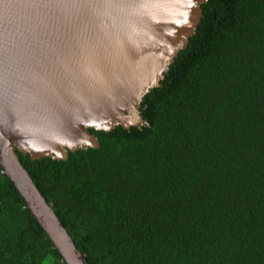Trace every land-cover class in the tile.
<instances>
[{"label": "trees", "instance_id": "trees-1", "mask_svg": "<svg viewBox=\"0 0 264 264\" xmlns=\"http://www.w3.org/2000/svg\"><path fill=\"white\" fill-rule=\"evenodd\" d=\"M151 126L16 155L87 264H264V0H212ZM0 264H64L0 173Z\"/></svg>", "mask_w": 264, "mask_h": 264}, {"label": "water", "instance_id": "water-1", "mask_svg": "<svg viewBox=\"0 0 264 264\" xmlns=\"http://www.w3.org/2000/svg\"><path fill=\"white\" fill-rule=\"evenodd\" d=\"M212 0H0V173L64 264H87L19 162L97 147L87 129L151 126L144 100L171 76Z\"/></svg>", "mask_w": 264, "mask_h": 264}, {"label": "bare ground", "instance_id": "bare-ground-1", "mask_svg": "<svg viewBox=\"0 0 264 264\" xmlns=\"http://www.w3.org/2000/svg\"><path fill=\"white\" fill-rule=\"evenodd\" d=\"M101 130V129H100Z\"/></svg>", "mask_w": 264, "mask_h": 264}]
</instances>
